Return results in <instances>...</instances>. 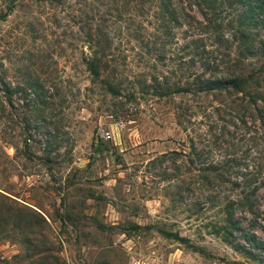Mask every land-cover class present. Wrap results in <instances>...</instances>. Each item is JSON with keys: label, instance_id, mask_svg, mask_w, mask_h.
Wrapping results in <instances>:
<instances>
[{"label": "rangeland", "instance_id": "374dc122", "mask_svg": "<svg viewBox=\"0 0 264 264\" xmlns=\"http://www.w3.org/2000/svg\"><path fill=\"white\" fill-rule=\"evenodd\" d=\"M159 9L0 0V192L43 220L3 228L0 264H264L220 231L231 205L264 242V56L241 54L229 11L211 27L186 1L176 23ZM205 56L228 61L215 77H252L244 91L154 94L197 80Z\"/></svg>", "mask_w": 264, "mask_h": 264}, {"label": "trees", "instance_id": "16d2710c", "mask_svg": "<svg viewBox=\"0 0 264 264\" xmlns=\"http://www.w3.org/2000/svg\"><path fill=\"white\" fill-rule=\"evenodd\" d=\"M179 0H160L159 16L163 21L178 22L180 20V10L177 9ZM186 1L187 6L197 7L204 20L207 22V26L220 27L218 22L223 20V13L226 11L231 12L230 26L234 27V37L236 41H239L241 54L245 53L250 57L264 56V41L259 42L257 40L258 32L264 28V0H181ZM184 10V9H183ZM209 26V27H210ZM94 34L89 36V39L96 43L99 48V53H104L106 47L96 38ZM215 40V39H214ZM104 46V47H103ZM205 52V51H204ZM97 53V54H99ZM207 54V52H205ZM101 58H93L89 61V71L97 78H100L102 71L107 69V65L103 62L104 55ZM205 56L203 60V73L197 76V80L192 83L188 82L184 86L171 85L166 88L158 87L154 94L159 97H168L176 94H212L220 91L229 93L231 90L243 92L248 79L235 75L231 78H218L215 77L217 73H221V67L227 66L228 61L221 59L219 61L211 60ZM192 78V77H191ZM108 86V90L115 94H121V91ZM207 168L210 171L216 170V167L212 164H207ZM9 201L11 198L0 192V232H8L4 227L13 225V229L16 231H26L27 229H33L40 227L42 219L39 218V214L35 211L28 210L26 207H20L19 209H13ZM233 207L228 205L226 208L227 214V226L220 231L228 234L233 238L234 233H240L244 238L245 244L235 243L234 241H228L233 248L245 256L248 260H258L259 256H264V242H262L256 234L245 232L239 221L233 219V213L231 210ZM232 213V214H231ZM10 232V230H9ZM2 233H0L1 235ZM27 241V240H26ZM47 259H43L41 264H49Z\"/></svg>", "mask_w": 264, "mask_h": 264}, {"label": "built area", "instance_id": "2783aa9c", "mask_svg": "<svg viewBox=\"0 0 264 264\" xmlns=\"http://www.w3.org/2000/svg\"><path fill=\"white\" fill-rule=\"evenodd\" d=\"M111 138H112V135L110 132H108V131L103 132V134H102V140L103 141L111 140Z\"/></svg>", "mask_w": 264, "mask_h": 264}]
</instances>
